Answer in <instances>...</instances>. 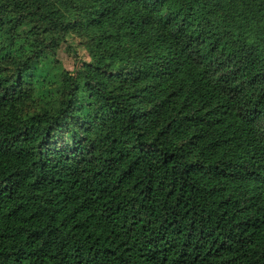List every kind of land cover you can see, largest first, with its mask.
<instances>
[{"label":"trees","instance_id":"1","mask_svg":"<svg viewBox=\"0 0 264 264\" xmlns=\"http://www.w3.org/2000/svg\"><path fill=\"white\" fill-rule=\"evenodd\" d=\"M0 264H264V0H0Z\"/></svg>","mask_w":264,"mask_h":264},{"label":"rangeland","instance_id":"2","mask_svg":"<svg viewBox=\"0 0 264 264\" xmlns=\"http://www.w3.org/2000/svg\"><path fill=\"white\" fill-rule=\"evenodd\" d=\"M74 47V42L69 47L66 44L62 45L56 55V59L63 66V68L68 71H73L74 68L80 65V63L78 62L79 59L88 58L81 46H79L78 48Z\"/></svg>","mask_w":264,"mask_h":264}]
</instances>
